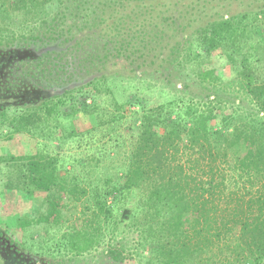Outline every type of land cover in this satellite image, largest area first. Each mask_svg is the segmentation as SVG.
<instances>
[{"label":"trees","instance_id":"trees-1","mask_svg":"<svg viewBox=\"0 0 264 264\" xmlns=\"http://www.w3.org/2000/svg\"><path fill=\"white\" fill-rule=\"evenodd\" d=\"M217 1L0 0V140L79 142L102 94L121 97L109 134L129 114L125 166L101 180L37 147L0 156L8 189L44 195L19 226L44 229V264H264V0Z\"/></svg>","mask_w":264,"mask_h":264},{"label":"rangeland","instance_id":"rangeland-1","mask_svg":"<svg viewBox=\"0 0 264 264\" xmlns=\"http://www.w3.org/2000/svg\"><path fill=\"white\" fill-rule=\"evenodd\" d=\"M216 4L222 5L223 3L218 0ZM196 6V12H201L200 4L198 3ZM235 9H237L236 5L232 4L229 10L232 12ZM95 40L94 38V41ZM70 44L71 43L63 45L69 47L68 45ZM57 47L56 44H54L51 47L44 48V50H58L59 48L57 49ZM209 62L211 67L217 69V72L221 76L226 77L228 71L224 65V61L217 56V53L212 54ZM83 77L84 78L77 80L73 87H81L90 79V75ZM145 97L149 100L148 107H154L163 102V98L159 97L156 93H148ZM114 99L116 101H121V97H119L116 92H114V96L105 94L97 96V109L95 113L98 116L97 120L103 124V127L92 130L90 135L83 137L79 142H65L61 149L58 150L56 142H52V144L40 142L39 144L33 145L31 150H26V148L30 146L26 145V141L20 137L15 138L11 142L0 140V156H16L22 153H30L32 151L34 152V149L36 150L37 147L39 150L43 149L44 151L51 152L53 155L59 154L66 172L73 171L74 174L85 173L88 168H91L89 167L91 165L87 166V164L97 163L98 167L93 170L96 178L100 177L101 180L106 176H113L122 165L125 166L127 155L130 151L127 144H125V148H123L120 146V140H117L120 136L126 137L128 124L124 123L129 122V114L125 117V120H123V125H121L114 134L108 133L109 129L106 122L111 121L118 113V106L113 102ZM88 103H90V101ZM74 126L78 131L84 132L92 125L88 119L81 116L79 117L78 115L74 120ZM2 133L4 134L5 131ZM12 167V164L0 165V235L3 241L5 240L15 252L21 255L20 257H23V259L26 258V261H29L30 264H32V262L35 264H44L46 258L40 255L45 242L44 238H41L44 229L40 226L25 229L19 227L24 218H33L30 211L33 209V206H37L36 208L41 206L44 195L36 193L32 199H29L27 196L17 194L14 190L8 189L7 183L15 181L14 179L17 175V172L15 173ZM44 209V205H42L41 211H44ZM30 232L34 234L33 243L30 241ZM123 262L124 264H136L134 257H128L123 260Z\"/></svg>","mask_w":264,"mask_h":264},{"label":"flooded vegetation","instance_id":"flooded-vegetation-1","mask_svg":"<svg viewBox=\"0 0 264 264\" xmlns=\"http://www.w3.org/2000/svg\"><path fill=\"white\" fill-rule=\"evenodd\" d=\"M17 254L18 253L15 252L5 240L4 241L2 240V237L0 235V257H3L5 258L6 261H8L10 258H14V257L19 258Z\"/></svg>","mask_w":264,"mask_h":264}]
</instances>
